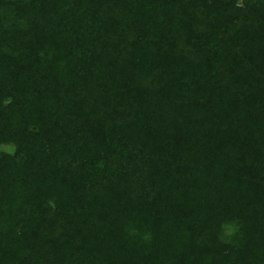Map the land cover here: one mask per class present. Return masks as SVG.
<instances>
[{
  "label": "trees",
  "instance_id": "1",
  "mask_svg": "<svg viewBox=\"0 0 264 264\" xmlns=\"http://www.w3.org/2000/svg\"><path fill=\"white\" fill-rule=\"evenodd\" d=\"M0 264H264V0H0Z\"/></svg>",
  "mask_w": 264,
  "mask_h": 264
}]
</instances>
